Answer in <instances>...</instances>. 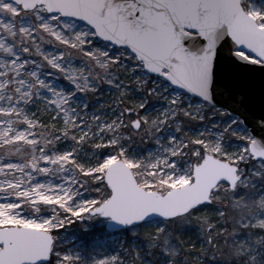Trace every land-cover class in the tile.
<instances>
[{"label":"snow or ice","instance_id":"obj_1","mask_svg":"<svg viewBox=\"0 0 264 264\" xmlns=\"http://www.w3.org/2000/svg\"><path fill=\"white\" fill-rule=\"evenodd\" d=\"M0 264H264V0H0Z\"/></svg>","mask_w":264,"mask_h":264},{"label":"rangeland","instance_id":"obj_2","mask_svg":"<svg viewBox=\"0 0 264 264\" xmlns=\"http://www.w3.org/2000/svg\"><path fill=\"white\" fill-rule=\"evenodd\" d=\"M89 227L81 228L80 224L72 227V225L66 226L63 230V234L67 243L70 245H77L83 243L85 246L90 245L93 240L100 238L101 242L108 246L114 244L115 237L119 235L118 232H108L105 230V223L102 221H89Z\"/></svg>","mask_w":264,"mask_h":264},{"label":"water","instance_id":"obj_3","mask_svg":"<svg viewBox=\"0 0 264 264\" xmlns=\"http://www.w3.org/2000/svg\"><path fill=\"white\" fill-rule=\"evenodd\" d=\"M104 227H105V230L108 231V232H116V231H113V230H109V229L107 228V225H106V224L104 225Z\"/></svg>","mask_w":264,"mask_h":264},{"label":"trees","instance_id":"obj_4","mask_svg":"<svg viewBox=\"0 0 264 264\" xmlns=\"http://www.w3.org/2000/svg\"><path fill=\"white\" fill-rule=\"evenodd\" d=\"M79 224H80V222L77 221V222H75L74 224H72V227H75L76 225H79Z\"/></svg>","mask_w":264,"mask_h":264}]
</instances>
